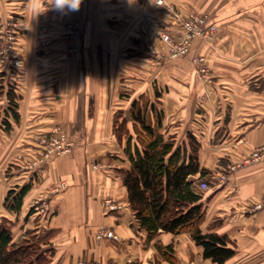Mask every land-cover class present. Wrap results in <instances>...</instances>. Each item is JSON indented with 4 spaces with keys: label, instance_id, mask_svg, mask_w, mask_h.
Segmentation results:
<instances>
[{
    "label": "crops",
    "instance_id": "crops-1",
    "mask_svg": "<svg viewBox=\"0 0 264 264\" xmlns=\"http://www.w3.org/2000/svg\"><path fill=\"white\" fill-rule=\"evenodd\" d=\"M20 1L0 0V24L21 15L28 16L24 27L29 28L25 66L17 76L19 120L8 115L10 129L0 120V218L12 221L13 242L29 239L31 232L39 239L50 233L43 246L50 250L49 264H217L204 258L188 232L161 231L148 239L130 208L123 185L130 163L123 150L117 156L111 152L120 144L114 113L119 108L127 113L131 102L145 95L162 112L166 137L182 145L192 134L200 144V164L214 180L200 191L201 230L227 236L234 254L224 264H264V208L250 211L264 198V156L247 162L264 147V0H187L189 10L211 16L217 39L210 45L194 40L187 58L162 62L153 50L165 56L163 44L150 36L143 16L148 11L157 21L163 17L157 0H87L84 36L75 41L79 50L70 60L64 56L71 41L47 38L63 10L56 11L52 0L49 5L32 0L30 8V2L21 6ZM36 28L45 35L39 54L40 42L29 37ZM202 54L212 70L208 82L190 62ZM0 101L4 111L6 96ZM56 125L74 142L72 154L43 167L25 166ZM106 148L109 157L123 161L121 166L114 161L102 171L87 167L105 156ZM62 181L68 187L51 193ZM25 185L30 187L21 211L9 212L4 205L8 191ZM42 197L48 198V209L36 211L34 202ZM107 231L114 238L105 237ZM158 246L172 247L170 259Z\"/></svg>",
    "mask_w": 264,
    "mask_h": 264
},
{
    "label": "trees",
    "instance_id": "trees-1",
    "mask_svg": "<svg viewBox=\"0 0 264 264\" xmlns=\"http://www.w3.org/2000/svg\"><path fill=\"white\" fill-rule=\"evenodd\" d=\"M6 73L0 72V96L5 95L7 107L3 112L2 124L10 129L8 115L19 120L18 100L20 96L13 86L5 89ZM6 90V91H5ZM155 98L160 97L155 87ZM162 112L156 103L142 95L131 102L127 115L114 121V134L119 143L126 140L124 154L130 163L123 170V185L127 200L139 224V228L152 239L161 231L172 234L188 232L195 243L203 248L204 258L224 264L234 251L228 245L227 236L217 233H203L201 224L205 217L202 193L197 188L198 180H205L208 172L199 161L200 144L188 134L187 144L177 145L173 137H166L161 131ZM199 174V179L194 177ZM29 185L18 191L11 189L5 198V208L18 214ZM30 209L28 214L33 212ZM12 221L0 218V264H49L50 250L43 246L50 233L37 238L31 232L30 238L21 243L12 240ZM168 259L172 250L158 246Z\"/></svg>",
    "mask_w": 264,
    "mask_h": 264
},
{
    "label": "rangeland",
    "instance_id": "rangeland-1",
    "mask_svg": "<svg viewBox=\"0 0 264 264\" xmlns=\"http://www.w3.org/2000/svg\"><path fill=\"white\" fill-rule=\"evenodd\" d=\"M7 1L8 2H11V0H7ZM31 1L32 0H29V1L28 0H21L20 1L21 2L20 4H21V6L22 5L25 6V4L27 2H30L29 3V7H28V8H30V6L33 3V1L32 2ZM35 1L36 2L39 1L40 3L42 2L43 5H45V3L47 2L46 4L49 5L50 4L49 1H51V0H47V1H45V0H35ZM187 4H188L187 3V0H163V4L162 5H158V4L156 5L155 4L156 6H159L160 8H163V11H164V13L161 14L163 17H161V19L158 18V21L155 18V15L149 14L148 11H146L143 16H144V24H147L146 26L148 28V32H150V34H151V35L150 34L149 35L150 36L153 35L152 37H154V38H159V35H158L159 32H161L162 30H165V31H170L171 30L170 32L173 33V34L172 33L171 34L174 35L178 39V32H180L181 27H179V26L177 27L176 26V23L174 21V13L178 12L181 15H185V14H188L189 12H195V11L198 12L197 9H195V10H193V9L192 10H189ZM86 6H87V0H82L81 10H80V14H79L78 19H77L76 16H74L76 14L75 11H72V10H70L68 8H64L63 11L56 9V11H58V12H61L62 11L63 13H62V15L57 14L56 15V18H54V21L56 22V25H53L51 27V29L48 28V31L50 33H47L48 34V37L47 38H52V41L51 42L58 41L60 39L61 40L63 39V40L71 41L72 42V44H71L72 46H70L67 49V52H66V54L64 56L65 59H67L68 50L70 48L72 49V48H74L76 46V42L75 41H78V40L80 41L82 39V37L84 36V30H82V28H81V18H82V14L84 12V8ZM148 7H151V6H148ZM65 10H66V12H65ZM198 13H201V12H198ZM27 14H29V13L27 12ZM66 14L68 16L67 18H66ZM207 17H208L207 26H209V24H212L213 25V21L211 20V16L207 15ZM13 18L14 17H10L11 20L9 19L6 22H3L2 25L5 26L7 23H10L11 24V22L14 24V27H15V29H14L15 30V36L14 37H15V39L12 40V41H9V39L7 40V38L5 36L2 37V38H0V52L3 51V50L4 51L6 50V52H7V53L5 52L3 55H0V63L2 65L3 71L6 73V78L4 80V86H5V89L6 90H8V87L9 86H13V88H15V90H16L17 81L19 80L18 77L20 76L19 74H20V72H22L24 70V66H25V63H23V59H24V56H25L24 54H26V50L24 49V45H25L24 43L27 41V37H28V33H29L28 32V29L29 28L28 27H24L26 25L25 24V21L27 20L28 16L27 17L21 16V15L20 16H16V18H15L16 20H14V21H13ZM76 19L79 21L78 23L80 24V28H81V36L77 40L70 38L71 37V32L69 30V28H70L69 25L70 24H74V22L77 21ZM36 29L33 30V35H31V32H30V36L29 37H30L31 40H33L35 42H36V40H37V42L38 41L40 42L41 45H39V47L36 49V50H38V54H39V52L40 53H43V51H44L43 47H41V46L45 44V43H43L44 36L45 35L43 34L44 32L40 31L39 29H37V30ZM30 39H29V41H30ZM216 39H217V30L213 34V38L212 39H209V40H207V39H201V40H199V42L200 43L203 42V44L204 43H207V44L210 45V44H213V42ZM159 40H160V38H159ZM8 49H10L11 51H8ZM163 49H164V52H165V56H164L165 58L164 59H167L168 58V55H169V52L166 50V47H165L164 44H163ZM9 52H12V54H15L17 56V58L19 60V64L18 65H16L15 63H12L11 64V63H9V60L6 59V56L7 57L10 56V53ZM201 56L205 57L204 54H202ZM10 58H8V59H10ZM68 60H70V59H68ZM205 60H206L205 68H207V71H208L207 74L210 75L212 73V70L209 67V64H208V61H207L206 57H205ZM11 76H13V78H11ZM200 79L203 80V78H200ZM136 81H138V80H136ZM129 83H131V82L129 81L128 82V85H129ZM132 85H133V83H132ZM122 86H124V88H127V90H129V88H130L129 86L128 87H126L125 85H122ZM157 86H159V85H157ZM159 87L162 88V90H163V85L162 84ZM124 88H122V89H124ZM124 90H126V89H124ZM123 96H124V94H123ZM125 96L126 97H129L126 94H125ZM0 98H1V96H0ZM148 98L151 99L150 96ZM3 112L4 111L2 110V107H0V120H2L1 118L3 117ZM126 115H127L126 109H124V108L123 109L122 108L121 109L119 108L114 113V117L116 119H119V120H122V118H124ZM60 130L62 131L61 133L66 134L67 135L66 137H68V139L72 141V139L70 138V135L68 134L67 130H65L64 128L60 127L59 125H56L55 127L52 128V130L47 135H45V136H43L41 138L42 141L40 140L41 141V143H40V145H41L40 150L36 152L34 158H32L30 160H26L25 166L28 167L29 165L36 164L37 162L39 164L37 167H43L44 166V164L41 162V160H42L44 154H46V151L49 148H53V145H51V147H50L49 142H52L53 141L52 139L54 137L55 138L56 137H59L58 136V133L60 132ZM101 131L106 134L108 132V129H107V127L104 126V127H102V130ZM125 142H126V140L123 139V143L122 144L121 143L119 144L120 147L116 143L115 144V147L114 148L112 147L113 148L112 150H114V151L111 150V152H114L112 155H114V156L115 155L117 156V154L119 155V152H120L119 150H123V152H124ZM101 145L103 147L104 146L107 147V145H109V144L106 142V143L101 144ZM74 149H75V144H74V147L72 149V152H73ZM106 150H107L106 151L107 153H106L105 156L100 155V157H97L95 160H93V162H91V160H90L88 162V164H87V167L92 168V163H94V165L96 166V169H93V168L92 169L93 170H96V171H99V170L102 171L101 169H105V168L108 169V165L110 166L111 163H113L114 161L115 162L113 164H116L117 163V165L121 166V163L123 161L121 162V160H118L117 157H115V158H113L111 156L109 157L108 156L109 149L106 148ZM70 154H72V153L70 152V153H67L65 155H70ZM106 156H107V158H105ZM57 158L58 157H56L55 155H53L52 158H51V161H53V160H55ZM204 181L208 182V185H212L213 182H214V180L211 179V178H209V179L208 178H205Z\"/></svg>",
    "mask_w": 264,
    "mask_h": 264
},
{
    "label": "built area",
    "instance_id": "built-area-1",
    "mask_svg": "<svg viewBox=\"0 0 264 264\" xmlns=\"http://www.w3.org/2000/svg\"><path fill=\"white\" fill-rule=\"evenodd\" d=\"M82 3V2H81ZM156 4L162 5L163 0H157ZM81 10V5L79 7L78 11H75V15L78 19L79 14ZM76 19V20H77ZM174 21L176 23V26L181 27L180 32H178V39L172 35L173 33L170 31L162 30L158 33L161 43H163L166 47V50L169 52L168 58L171 59H180V58H187L190 55V51L193 45L194 40L197 39H212L213 34L217 30V26L214 24H209L207 26L208 17L206 14L197 13V12H189L188 14L181 15L180 13L176 12L174 13ZM79 21H75L74 24L69 25V30L71 32L72 39H79L81 36V28ZM15 27L14 24L11 22L7 23L5 26L0 24V38L6 37L7 40L12 41L15 39ZM12 31V32H11ZM9 33V34H8ZM172 33V34H171ZM79 48L75 46L74 48H70L68 50V56L67 59H71V57L78 52ZM8 51H11L8 49ZM6 52V50L1 51L0 55H3ZM154 54L156 55V58L158 59V62H162L165 60L164 55H162L160 52H156L153 50ZM7 53V52H6ZM10 56H6V59L9 60V63H15L16 65L19 64V60L15 54H12V52H9ZM11 57V58H10ZM10 58V59H8ZM4 60V59H3ZM190 62L192 67L198 72L200 75V78H203L205 82H208L210 80V76L207 74V68H205L206 60L205 57L201 55H196L190 57ZM14 65V64H13ZM207 71V72H206ZM62 131L58 133L59 137H54L52 142H49L50 147L53 145V148H49L46 151V154H44L41 162L43 164H46L48 161L51 160L52 156L55 155L56 157L63 156L67 153H70L74 147V143L66 137L67 135L64 133H61ZM61 133V134H60ZM264 156V147H261L257 150H254L249 160L247 162L252 161H258ZM39 164L38 162L33 165H29L28 168H35ZM92 168L96 169V166L94 163H92ZM224 179V178H223ZM68 187L67 183L62 181L57 186H55L52 189L51 193H59L62 190H65ZM197 188L199 191H206L209 189L208 182L204 180H200L197 183ZM46 197L39 198L35 200L33 207L36 211L44 212L48 209V202ZM114 206H111L113 209ZM264 208V198L261 202L255 204L250 211L255 210H261ZM105 237L108 238H114V234L112 231H107L105 234H103ZM80 264H86L84 262H81ZM87 264H99V263H87Z\"/></svg>",
    "mask_w": 264,
    "mask_h": 264
},
{
    "label": "clouds",
    "instance_id": "clouds-1",
    "mask_svg": "<svg viewBox=\"0 0 264 264\" xmlns=\"http://www.w3.org/2000/svg\"><path fill=\"white\" fill-rule=\"evenodd\" d=\"M82 0H52V4L57 10L68 8L72 11H78Z\"/></svg>",
    "mask_w": 264,
    "mask_h": 264
}]
</instances>
